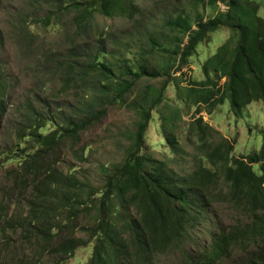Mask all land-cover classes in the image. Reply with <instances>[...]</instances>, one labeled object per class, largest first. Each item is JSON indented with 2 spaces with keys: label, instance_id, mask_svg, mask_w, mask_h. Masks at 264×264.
Returning a JSON list of instances; mask_svg holds the SVG:
<instances>
[{
  "label": "rangeland",
  "instance_id": "rangeland-1",
  "mask_svg": "<svg viewBox=\"0 0 264 264\" xmlns=\"http://www.w3.org/2000/svg\"><path fill=\"white\" fill-rule=\"evenodd\" d=\"M123 1L107 16L102 12L105 0H0V66L8 81L7 110L0 125V264H90L95 245L91 231L100 218L95 197L127 158L145 95L150 94L151 101L164 84L163 98L152 108L143 135L142 151L152 159L189 173L198 163L194 158L196 146L204 140L215 144L227 140L234 157L251 154L261 146L264 99L247 104L236 116L227 100L213 106L201 103L196 109L195 96L187 94L191 82L206 79L203 65L230 39L228 27H221L201 42L181 71L176 63L171 69L163 65L168 57L162 50H151V38L171 35L165 30L166 21L187 14L195 29L200 17L206 23L218 12L226 13L228 7L223 3L196 6L191 0H132L136 13L130 18L122 16ZM250 1L259 6V16L264 18V0ZM85 8L90 16L83 22L77 16ZM99 62H108L115 69L118 65L120 71L125 64L135 71L145 64L160 74L138 79L124 99L114 101L116 92L96 86ZM89 63L91 69L85 76L88 72L84 66ZM209 77L214 79L215 75L211 72ZM96 88L104 93L94 94ZM104 109L106 114L94 120L95 111ZM198 117L212 128L202 138L193 123ZM84 119L92 121L90 127L80 131L76 139L64 137L59 147L44 152L42 163L35 164L43 175L39 172L26 177L27 163L43 154L30 135L32 128L44 126L39 132L50 135L65 129L69 122L79 126ZM23 132L28 136L25 139L21 138ZM166 132L180 152H174ZM205 149L203 146L202 154ZM202 160L206 161L204 157ZM253 167L260 172L258 164ZM48 172L55 174L56 183L64 175H72L85 189L94 191L89 213L82 208H77L78 212L53 211L62 202V195L44 188L42 182ZM110 203V223L117 221L118 225L138 216L132 205L122 206L115 193ZM211 208V219L217 216L225 229L235 223L237 216L230 204ZM40 212L47 220L39 229L43 217L36 218ZM200 221L177 248L154 256L149 264H183L184 252L199 254L207 231L214 228L208 220ZM49 228L54 237L50 247L44 241ZM67 237L75 241L76 249L65 256L58 251V242ZM245 257L246 253L236 248L221 264H239Z\"/></svg>",
  "mask_w": 264,
  "mask_h": 264
},
{
  "label": "trees",
  "instance_id": "trees-1",
  "mask_svg": "<svg viewBox=\"0 0 264 264\" xmlns=\"http://www.w3.org/2000/svg\"><path fill=\"white\" fill-rule=\"evenodd\" d=\"M191 2L203 7H217L219 3H223L228 11L218 12L206 23L200 17L195 29L187 14L166 21L165 30L168 29L171 35L161 34L162 38H151V50H162L168 57L163 65L171 69L176 63V68L181 71L201 42L221 27H228L232 32L230 39L203 65L206 79L191 82L187 94L188 97H191V93L195 96L196 109L201 103L213 106L227 100L232 113L240 116L247 104L264 99V18L259 16L260 8L250 0ZM123 3L125 8L122 9V16L133 17L136 11L132 0H124ZM120 5V0H105L102 12L111 16L114 7ZM77 6L80 8L76 4ZM89 14V10L85 8L77 18L85 22ZM89 65L91 63L84 66L88 72L85 76L89 75ZM115 66L117 69L108 62H99L96 67L99 71L96 86L106 92H116L114 101L124 99L138 79L160 74L159 71H150L145 64L139 71H135L129 64L121 67L122 71L118 65ZM211 72L215 75L214 79L209 77ZM220 79L223 80L222 83ZM7 87V77L0 66V125L7 110ZM165 87L166 84L156 97L150 98L151 101L148 100L150 94L145 95L147 100L141 109V119L137 122L136 131L130 136L132 143L127 158L95 197L98 200L100 218L98 225L91 231L95 245L90 264H149L154 256H162L172 247L177 248L186 233L200 224V220H208L214 228L207 231L206 242L201 246L199 254L191 251L183 253V264H221L231 257L236 248L246 253L239 264H264V136L258 150L238 157L230 155L232 145L227 140L218 144L204 140L203 144L196 146L194 152V158L198 162L195 168L189 173L177 172L165 162L152 159L142 151L143 135L151 118L150 112L162 100ZM103 93L98 88L94 92L101 95ZM105 114L106 109L96 110L93 119L102 118ZM91 122L84 119L79 126L74 125V121L69 122L65 129L50 135L39 132L44 126H39L34 131L32 128L30 135L43 154L27 163L26 177L39 174L41 167L38 165L36 169L37 166H34L43 162L46 150L59 147L66 136L78 138V133L90 127ZM193 123L201 138L212 130L200 117ZM166 124L167 121L163 125ZM26 137L27 133L23 132L21 138ZM166 139L174 152L181 151L174 145V138L169 132H166ZM203 146H206L204 154L201 153ZM203 157L206 161L202 160ZM254 164H258L259 173L254 170ZM44 176V188L51 193L53 191L50 190H56V193L62 195V202L52 208L53 211L67 209L69 212H78L80 209L77 208H82L81 211L89 213L94 191L85 189L72 175H64L57 183L54 173L48 172ZM114 193L122 206L132 205L138 216L128 218L118 225L117 221L110 223L108 216ZM223 203L230 204L237 216L235 223L227 229L217 216L214 220L211 219V207ZM49 213L51 217L52 212ZM40 217H43V222L39 223V229L47 220L42 212L36 219ZM36 227L38 228L37 225ZM44 238L50 247L54 240L51 228L45 232ZM75 249L76 243L72 238L67 237L58 242V251L62 255H70Z\"/></svg>",
  "mask_w": 264,
  "mask_h": 264
}]
</instances>
